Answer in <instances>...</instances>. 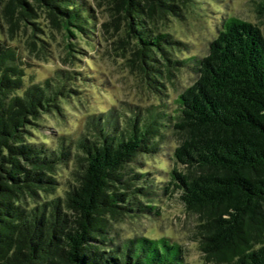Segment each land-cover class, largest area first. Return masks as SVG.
<instances>
[{
    "label": "trees",
    "instance_id": "obj_1",
    "mask_svg": "<svg viewBox=\"0 0 264 264\" xmlns=\"http://www.w3.org/2000/svg\"><path fill=\"white\" fill-rule=\"evenodd\" d=\"M93 2L118 30L114 43L129 46L131 70L148 89L163 96L162 80L189 64L196 69L198 79L176 99L181 140L173 157L183 170L173 168L162 190L177 191L197 216L202 260L264 264V0L250 2L259 24L229 17L207 56L181 61L173 56L179 43L163 29L194 0ZM93 10L85 0H0V264H184L169 238L118 230L125 219L157 214L156 183L137 164L158 149L167 116L119 123L108 113L92 116L77 139H32L42 117L60 114L78 94L77 79L58 69L26 86L27 64L13 42L25 36L23 52L48 57L44 20L75 51L70 38L95 36ZM68 162L72 180L59 195L57 175Z\"/></svg>",
    "mask_w": 264,
    "mask_h": 264
},
{
    "label": "rangeland",
    "instance_id": "obj_2",
    "mask_svg": "<svg viewBox=\"0 0 264 264\" xmlns=\"http://www.w3.org/2000/svg\"><path fill=\"white\" fill-rule=\"evenodd\" d=\"M95 14L93 40L70 38L76 51L66 49V42L60 31L52 30L46 21L41 20V36L49 45L48 57L40 54L25 53V36L15 39L13 46L18 48L26 62V86L39 83L54 76L56 70L68 71L77 79L75 86L79 91L73 100L62 104L60 114L47 115L39 122L40 127L34 131L32 139L40 142L46 139L48 145H54L59 136L77 139L85 132L89 119L104 117L108 113L118 115L120 121L134 118L137 114L163 113L169 120L163 119L164 127L160 128V136L156 138L157 150L149 155L140 156L141 172L149 174L155 181L157 195L154 204L157 214L143 216L138 219H125L118 225L123 237L144 235L150 238H169L178 243L183 249L184 264H207L202 260L199 249L196 215L187 211L179 199V193L169 191L164 193L162 188L169 182V174L176 166L173 151L180 143V136L174 130V118L178 115L176 99L198 79L196 69L189 64L175 72L171 81L166 78L163 96L148 89L140 76L131 70L130 48L120 47L114 43L118 39V30L109 25L110 19L104 10L95 6L93 0H85ZM256 0H194L190 8L184 10L180 19L173 18L163 29V33L172 35L179 43L174 53L178 61L183 59L204 58L208 55L209 43L212 42L222 28L223 20L231 17L259 24L250 2ZM103 25H106L104 27ZM2 34L0 33V39ZM39 44V43H38ZM80 54L79 61L67 58L66 55ZM70 59V60H69ZM124 116V117H122ZM136 167V166H135ZM73 163L62 165L59 172V189L62 195L65 185L71 182Z\"/></svg>",
    "mask_w": 264,
    "mask_h": 264
}]
</instances>
